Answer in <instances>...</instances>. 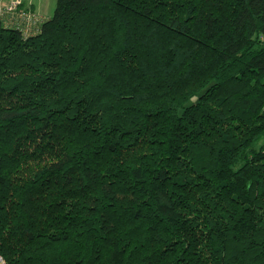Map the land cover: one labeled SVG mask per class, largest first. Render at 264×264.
<instances>
[{"label":"trees","instance_id":"obj_1","mask_svg":"<svg viewBox=\"0 0 264 264\" xmlns=\"http://www.w3.org/2000/svg\"><path fill=\"white\" fill-rule=\"evenodd\" d=\"M0 258L264 264V0L0 24Z\"/></svg>","mask_w":264,"mask_h":264},{"label":"built area","instance_id":"obj_2","mask_svg":"<svg viewBox=\"0 0 264 264\" xmlns=\"http://www.w3.org/2000/svg\"><path fill=\"white\" fill-rule=\"evenodd\" d=\"M40 23V17L25 7L23 0H0V24L3 26L18 29L26 37L37 32Z\"/></svg>","mask_w":264,"mask_h":264},{"label":"crops","instance_id":"obj_3","mask_svg":"<svg viewBox=\"0 0 264 264\" xmlns=\"http://www.w3.org/2000/svg\"><path fill=\"white\" fill-rule=\"evenodd\" d=\"M49 1L50 0H23V5L33 10L40 17L42 22L49 18L53 12L50 11Z\"/></svg>","mask_w":264,"mask_h":264},{"label":"rangeland","instance_id":"obj_4","mask_svg":"<svg viewBox=\"0 0 264 264\" xmlns=\"http://www.w3.org/2000/svg\"><path fill=\"white\" fill-rule=\"evenodd\" d=\"M55 1L56 0H50L49 2V4H50V11L52 12L53 11V8H54V6H55Z\"/></svg>","mask_w":264,"mask_h":264}]
</instances>
